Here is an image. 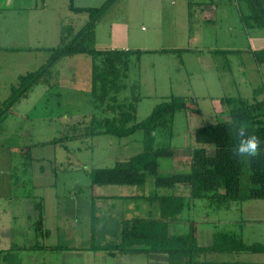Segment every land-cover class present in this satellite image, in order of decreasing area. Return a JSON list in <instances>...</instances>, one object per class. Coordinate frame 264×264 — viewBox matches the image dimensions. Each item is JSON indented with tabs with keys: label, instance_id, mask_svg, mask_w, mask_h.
<instances>
[{
	"label": "rangeland",
	"instance_id": "374dc122",
	"mask_svg": "<svg viewBox=\"0 0 264 264\" xmlns=\"http://www.w3.org/2000/svg\"><path fill=\"white\" fill-rule=\"evenodd\" d=\"M120 1L123 2L114 4L106 14L105 25L111 20L125 17L124 1L127 0ZM142 1L144 2V15L149 19L146 21L139 19L137 24L142 22V30L147 34L157 27L156 19L150 20L149 13L151 10L159 9L154 5L159 0ZM183 1H186L190 13L189 33L185 37L175 39L172 37L174 28L170 32L174 21L172 10L176 4L179 6ZM200 2L205 4L212 2L213 6L218 7L219 12H225L228 16L221 20L215 18L213 21H201L199 18L200 21H198L195 14L199 13ZM68 3V0H0V105L9 96L11 88L17 84L19 75L34 71L46 62L49 53L43 48L58 45L60 31L63 27L78 30L85 23L86 14L70 13L67 8ZM159 3L163 6L165 15L160 17L161 22L158 25L162 33L158 35L161 38L156 39L154 45L158 48H169L171 43L176 42L189 51H184L183 55L148 54L138 61L133 59L129 64L126 82L129 84L134 82L137 85L135 93L140 97L136 110L137 121L145 118L153 106L166 96H182L188 99L187 101H190L191 96L195 98L196 104L190 107L200 110V114L197 115L192 111L187 113L178 111L173 126L172 144L176 145L180 142L178 145L185 147L186 143H190L188 141H190L193 129L211 126L220 117L225 106L215 98L220 95L223 97L239 95L250 98L254 88L264 83V64L257 66L254 63L251 53L248 52L253 47L249 46L248 36L244 33L247 31L250 35L256 36L259 31L249 30L239 22V13H245L241 0H160ZM7 4H10L9 8L4 7ZM32 4L37 9L44 6L46 9L43 12L36 10L40 13L28 14L27 7ZM136 8L133 7L131 10V17ZM160 14H163L162 11L158 13ZM156 18H158L157 15ZM230 28L232 30H229ZM203 45L239 50L229 56L213 58L217 70L211 74L214 75L216 81H219L216 82L212 77L215 86L209 82L210 76L207 73H203V81L207 82L205 87L202 82H199V52L197 49ZM29 47L33 49L30 53L22 52L23 49ZM90 64L89 56L75 55L63 57L52 67L54 75L56 73L64 85L69 87L75 83V87L80 91L75 101L69 102L67 98L64 102L62 97H58L57 93L63 91L61 87L50 89L40 84L28 93L26 99H21L12 106L0 121V154H2L3 147L15 149L36 145L29 153V157L32 159L40 157L41 162L39 166L36 161L32 162V167L35 168L33 173L41 171L43 181L49 183L36 190L31 189L29 182H32V175H25L21 172L22 164L26 161L22 151L12 150L7 160L0 161V170L8 171V166L11 165L10 173L4 174L11 180V189L7 187L6 190L14 191L16 188L20 190L17 193L44 194L48 198L47 211L53 215L49 218L52 220L53 227L49 237L43 241L39 239L40 244H69L75 247L87 244V240L90 239L87 216V209L91 206L90 202L94 203L96 210H101L105 205L104 195L106 194L119 196L133 192L136 195L147 194L149 190H153V186L149 183L143 190H140V193L138 189L133 190L129 187L90 186V174L93 171L113 168L116 159L128 158L141 150L140 131L120 139L113 136H96L85 140L51 142L65 135V126L80 120L78 117L89 110ZM167 76L169 79L164 81ZM178 78L179 82H177ZM64 91L68 92V88L65 87ZM205 94L213 98L204 100L202 99L204 97H199ZM124 95H129L128 89ZM182 141L184 142L181 143ZM182 152L179 157H183ZM172 161L160 160L159 170L162 173L180 171V168L174 166ZM52 183L55 184L54 187H51ZM16 196L19 195L16 194ZM95 196H102L104 199L97 200ZM143 202L138 201L140 204L145 203ZM194 203H196L195 207L181 213L179 220L195 222L191 223V229L194 240L199 246L209 245L216 231H227L229 226L231 228L239 223V219L235 218L237 216L235 208L231 206L227 209H210L203 201H194ZM100 210L96 213L100 222L96 223L95 228L98 231L93 243L99 242L102 237L101 243L114 244V238L111 237L112 240L106 241L105 236V233L107 235V232L113 229V225H111L109 216L107 221L101 220V214H104L106 209L101 211L102 213ZM107 210L109 211L110 208L108 207ZM188 225V222H184L175 226L176 232H181V229L185 232ZM242 225L240 221L239 228ZM224 226L227 229H222ZM27 253L28 256L34 258L31 264H57L56 260L66 259L65 254H68L42 250ZM226 258L232 261L233 256H226Z\"/></svg>",
	"mask_w": 264,
	"mask_h": 264
},
{
	"label": "trees",
	"instance_id": "16d2710c",
	"mask_svg": "<svg viewBox=\"0 0 264 264\" xmlns=\"http://www.w3.org/2000/svg\"><path fill=\"white\" fill-rule=\"evenodd\" d=\"M115 1L106 0L98 7H75L72 0H68L70 11L86 14L85 23L78 30L63 27L58 45L43 48L49 53L46 62L38 69L18 76L17 84L11 88L9 96L0 105V121L34 86H57V82H52L53 79H58L52 67L63 57L89 56L91 111L82 115L80 120L66 125L65 135L51 142L85 140L96 136H113L120 139L140 131L141 150L124 159L123 166L93 171L90 174V186L129 187L138 189L140 193L151 180L153 190H149L147 194L135 195L131 192L132 194L122 197L123 200L147 201L150 213L145 218L122 221L118 235H112L119 240L117 246L102 245L103 238L100 236L99 242L93 243L98 231L95 226L99 219L94 203L90 202V239L87 240V250L103 251L107 255H115L116 252H161L167 255L169 264H182L183 261L187 264H214L199 262V256L208 254H264V245L245 244L238 232L216 231L210 245L199 246L192 235L191 223L194 224V221L182 222L189 224L185 232H176L175 228L182 220H179L181 213L195 207L194 201H203L210 209H227L248 200H264V84L254 88L250 98L239 95L221 98L225 111L215 124L193 129L188 147L190 154L186 158H176L175 148L171 145L175 114L178 111L200 114L197 108L190 107L196 104L195 98L191 96L190 101H187L185 97L170 95L154 105L145 118L137 121L136 107L140 100L139 95L135 93L137 85L134 82L129 84L126 80L130 62L133 59L140 60L144 53L180 55L189 49H96L95 25ZM241 1L248 10V13L241 12L243 26L249 30L264 29V0ZM251 56L257 66L264 64V50L253 51ZM127 89L129 95H124ZM240 125L246 126L250 134H255L261 140V154L254 159L237 158L232 154V148L237 142L233 129ZM160 160H173L174 166L180 167V171L162 173L159 170ZM96 198L104 199L102 196ZM33 208L35 218L32 234L36 243L26 250L60 251L59 246L49 247L39 243V239H46L49 233L44 227L41 200L35 201ZM85 247L78 246L77 249L83 251L86 250ZM62 248L68 250L67 247ZM1 261L5 264H19L14 251L11 250L1 256Z\"/></svg>",
	"mask_w": 264,
	"mask_h": 264
},
{
	"label": "crops",
	"instance_id": "0c3cea01",
	"mask_svg": "<svg viewBox=\"0 0 264 264\" xmlns=\"http://www.w3.org/2000/svg\"><path fill=\"white\" fill-rule=\"evenodd\" d=\"M106 0H72L73 5L75 7H98L102 5ZM154 1V0H153ZM158 1V0H156ZM160 1V0H159ZM155 2V6H157L159 9L154 11H150L149 16L150 20H155L157 23V27H154V30L151 32H148L147 34L144 33L142 30V22L140 24H137L139 19L142 20H148L149 18L144 15L145 9L143 7V1L142 0H127L124 1L125 6V17H122V19L117 18L115 20H111L108 22L107 25H105V16L106 14L111 10L114 4L117 2H123L120 0H116L100 17V20L96 23L94 28V46L98 50H141V51H152V50H161V49H173V50H183L187 49L182 45L176 44V42L171 43V46L169 48H158L154 45V41L159 37L161 30L159 29L160 26H158L161 22V16L165 15L163 12V6L161 3ZM136 4V5H135ZM244 4V2H243ZM244 6V5H243ZM4 7L9 8L10 4L5 5ZM133 7H137L136 11L134 12L133 17H131V10H133ZM68 8V7H67ZM46 9V7H42L40 9H37L34 4L27 7V13H40L43 12ZM245 12L248 13L247 8L244 6ZM24 10V9H23ZM40 11V12H36ZM69 10V9H68ZM163 14L158 15L159 12ZM198 11V10H197ZM70 13L77 15L76 13L69 10ZM156 15L158 18H156ZM197 16L198 21H213L216 19H225L227 14L225 12H219L217 6H213V3L210 2L208 4H205L203 2H200L199 5V13L196 12L195 14ZM189 16L190 13L188 11V5L186 1H183L178 6L177 4L174 6L172 10V17L174 19L173 21V27L171 28L170 32L172 31V37L175 39L185 37L187 33H189ZM153 18V19H152ZM200 18V20H199ZM109 19V18H108ZM107 19V21H108ZM239 22L241 21V14L239 13ZM105 23V24H104ZM243 24V23H242ZM200 25V23H199ZM216 25V22H215ZM229 30H232L231 28ZM259 34H256V36L250 35L247 31L244 33L246 36H248V43L249 46L252 45L253 48H250L248 52L251 53L253 51L257 50H264V29L258 30ZM193 34V32H191ZM190 33V34H191ZM171 37V35H170ZM31 48V47H29ZM43 48V47H42ZM48 48V47H47ZM32 51V50H31ZM31 51L23 49L22 52H28ZM199 52V82L203 83V86L205 87L206 81L204 82L203 73H207L210 76L209 82L212 83L213 86L216 79L214 78V75L211 74L215 70V65L213 63V58L217 56H229V54H234L235 48L232 50L229 48L225 49H219V47H208V46H199V49H197ZM219 51V52H214ZM187 52V51H186ZM221 52H224L221 53ZM148 54L152 53H144L141 55L140 59ZM158 54V53H153ZM185 54V52L182 53V55ZM182 63H184L181 60ZM90 72H91V64H90ZM56 74V73H55ZM202 74V75H201ZM57 76V75H56ZM214 78V80L212 79ZM58 78V77H57ZM56 79V78H55ZM53 79V83L57 82V86H52L50 89H53L55 87H61L60 89H65V87L68 88V92L62 91L61 93H57L58 97H62V99L65 102V99L69 102L75 101L77 97L80 95L79 89L75 87V83H72L69 85H64L59 79L55 80ZM169 76L165 77V80H168ZM177 82H179V78L177 79ZM219 82V81H216ZM52 83V84H53ZM263 83V82H262ZM63 84V86H62ZM264 84V83H263ZM44 87H47L43 84H41ZM56 85V84H55ZM37 86V85H36ZM35 87V86H34ZM33 87V88H34ZM33 88L31 90H33ZM89 91H90V73H89ZM179 95V94H178ZM209 94L205 95H199V97H204L202 99L207 100L208 98H213L208 96ZM220 95V94H219ZM28 96V95H27ZM27 96H25L22 99H26ZM167 97V96H166ZM224 97H233V96H224ZM223 98V96H219V102L221 104L220 99ZM246 98V97H245ZM20 102V101H19ZM89 108L88 111L84 112L83 115L88 114L91 110ZM137 110V107H136ZM200 111V110H199ZM225 111V108L222 109L221 114ZM66 112V111H65ZM196 114V113H195ZM194 114V115H195ZM199 115V114H197ZM177 118V113L175 114ZM221 116V115H220ZM82 117L79 116L78 119ZM76 119V118H75ZM173 139V138H172ZM182 141L181 143H183ZM189 142V141H188ZM177 142L176 145H171L175 148V156L176 158H186L188 154H190L189 150V143H186L185 147H183L181 144L178 145ZM40 145V144H39ZM184 145V144H183ZM34 146H24L17 147V148H7L3 147L1 149L2 154H0V161L7 160V157L10 156V152L12 150L14 151H22L23 158L26 160L22 164V170L21 172L23 174H30L32 182H29V185L31 186L32 190H36V188H41L45 185H48V182L43 181L42 172L33 173L35 172L32 167V162L36 161V164L39 166V162H41L40 157H37L35 159H32L29 157V153L31 152L32 148ZM183 151V152H182ZM183 154V157H179V154ZM25 153V155H24ZM181 156V155H180ZM126 158L116 159L115 160V166L117 167L119 165H123ZM28 161V162H27ZM37 166V167H38ZM32 168V170H31ZM180 168V167H178ZM11 165L8 166V171L6 170H0V264H5L1 261V256L11 250L14 251L16 258L19 261V264H31L33 263V256H28L29 250H26L28 247H33L36 243V240L33 237V221L35 218L34 208L33 204L37 200H41L43 205V215H44V227L48 231V236L51 234V229L53 227L52 220L49 218H52L53 215L47 211V203L48 198L44 194H26V193H17L20 190L14 189L12 190H6L8 187L11 189V180L7 175H4L6 172L10 173ZM152 181L149 180L148 183L152 185ZM25 184V182H24ZM54 183L51 184V187H54ZM124 188V187H122ZM14 193V194H13ZM18 194L19 196H16ZM55 195V194H54ZM128 196L127 193L121 194L119 196H111L110 194L104 195L105 198V205L100 210L97 209V211L100 212L105 210L104 214H101V220L107 221V217L109 216L110 222L113 225V229H110L107 232V235L105 233V236L107 237L106 241L112 240L114 238V244H105L102 245L105 246H117L119 245L118 238L112 236L113 233L118 235L121 223L124 220L134 219V218H145L149 216L150 213V206L147 203V201H144V204L138 203V201L142 200H123L122 197ZM14 199V201H13ZM116 202V203H114ZM91 204V203H90ZM22 206V207H20ZM89 206V205H88ZM110 208L108 211L107 208ZM233 208H235L237 216L235 218L239 219V223L231 227L229 226L228 231L238 232L245 244H252V243H259L264 245V200H248L242 202L240 205H233ZM115 209V211H113ZM102 213V212H101ZM87 216H88V224L90 222L91 218V206L87 209ZM104 217V218H103ZM106 217V218H105ZM100 220V218H99ZM97 221V224H99L100 221ZM240 221H242L243 225L240 227ZM183 221H180L179 224L176 226L183 224ZM52 224V225H51ZM176 228V227H175ZM222 229H227L225 226ZM179 231V230H178ZM183 231L182 229L180 230ZM214 235V234H213ZM43 241V239H41ZM105 242V241H104ZM211 244V243H210ZM209 244V245H210ZM49 247L59 246L60 251L58 252H64L68 253L67 258H61L60 260H56L57 264H66L67 262L70 264H169L168 257L166 254L161 252H150L149 254H145L142 252H133V253H118L116 252L115 255H107L106 252L103 251H97V250H87V244L81 245L82 247H85L86 250H78V246L75 247L73 245L65 244V245H48ZM62 247H67L68 250H62ZM143 247H138V249H142ZM14 249V250H12ZM26 254V255H24ZM33 254V253H32ZM89 255V257H88ZM226 256H233L232 261H230ZM36 261V260H35ZM210 262V263H223V264H264V254L263 253H246V252H239V253H232V254H208L206 256H199V262ZM182 264H187L184 261Z\"/></svg>",
	"mask_w": 264,
	"mask_h": 264
},
{
	"label": "clouds",
	"instance_id": "9594fccd",
	"mask_svg": "<svg viewBox=\"0 0 264 264\" xmlns=\"http://www.w3.org/2000/svg\"><path fill=\"white\" fill-rule=\"evenodd\" d=\"M233 132L237 141L232 148L235 157L254 159L261 154V140L255 134H250L246 126H237Z\"/></svg>",
	"mask_w": 264,
	"mask_h": 264
}]
</instances>
